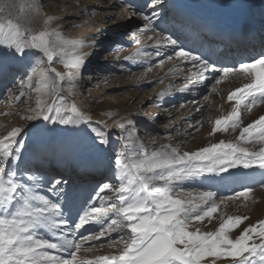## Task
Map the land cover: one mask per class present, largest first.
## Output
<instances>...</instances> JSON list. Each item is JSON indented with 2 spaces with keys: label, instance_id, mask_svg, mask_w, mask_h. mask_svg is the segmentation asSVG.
I'll return each mask as SVG.
<instances>
[{
  "label": "snow or ice",
  "instance_id": "snow-or-ice-1",
  "mask_svg": "<svg viewBox=\"0 0 264 264\" xmlns=\"http://www.w3.org/2000/svg\"><path fill=\"white\" fill-rule=\"evenodd\" d=\"M162 3L163 0H147L145 4L152 9L150 15L142 14V19L151 26L150 31L155 32L154 22L162 19L156 10ZM15 7L5 4L0 8V12H8L6 21L0 23V74H7L13 63L26 69L25 79L19 85L20 96L16 99L19 101L27 89L35 94V108L21 119H42L65 126L89 124L91 117L68 99L77 94L79 70L85 63L80 52L84 43L65 39L56 25L57 18L42 13L39 3L21 5L24 14L16 22L11 18ZM34 21L41 28L25 26ZM163 32L159 33L156 54L160 55L161 48L170 46L178 60L190 63L197 70L191 73L196 78L190 79V84H202L207 73H220L216 84L233 75L248 81L228 95V101H235V106L227 116L215 121L211 134L226 132L229 127L235 129L241 122L242 112L250 113L254 107L264 104V53L232 66L216 67L208 57L194 55ZM172 58L168 56L169 60ZM54 61L67 71H57ZM188 86L186 83L180 91H187ZM63 92L67 97L61 95ZM164 95L160 93L161 98ZM112 126L127 133L112 161L116 183L99 185L95 193L101 200L100 206L81 210L74 219L71 196L64 194L60 180L45 183L42 176L28 169L21 170L22 129L14 127L0 138V264H203L204 261L215 264L217 260H224L226 264H264V219L245 226L234 238L229 234L249 217L228 215L224 218L222 214L215 231L202 232L200 228L190 231L193 223L213 218L225 201L218 204L214 191L193 193L183 189L187 182L214 178L229 169L257 167L262 173L259 183L264 187V147L254 152L237 143L221 141L195 152L181 153L171 145L149 151L134 129L118 121ZM92 133L99 146H109V136L103 128H92ZM256 138L264 141V116L244 127L239 137L246 143ZM45 188L57 199L42 194ZM253 190L250 187L227 199H247ZM93 223L106 224V228L96 236L77 237L81 229ZM112 233L119 234V240L113 239V243L124 245L116 249V254L93 260L79 257L81 252L93 250L91 246L85 247L87 242ZM65 252L67 258L61 255Z\"/></svg>",
  "mask_w": 264,
  "mask_h": 264
},
{
  "label": "bare ground",
  "instance_id": "bare-ground-1",
  "mask_svg": "<svg viewBox=\"0 0 264 264\" xmlns=\"http://www.w3.org/2000/svg\"><path fill=\"white\" fill-rule=\"evenodd\" d=\"M146 2L147 0H96L94 2L95 7L99 10L105 8L112 9V14L115 11H119L117 13L119 19L116 20V24L120 25V29H118L116 34H113L112 31L106 35L101 40L100 47L94 50V52L91 49L93 48L91 47L93 41L90 38L84 39V41L82 38L75 37L67 39L77 43L83 42L85 45L80 50L85 61L81 71H91L90 67L94 66L98 68L95 72L96 77L85 76L83 78L88 79L86 85L90 88V90H85L83 93L90 94L91 100L100 99L102 96L106 100V109H99L98 116L93 119L91 118L89 124L65 126L42 122L44 127L40 134L32 135L31 139L24 138V133L20 137L21 141H26L30 148L29 150L32 152L29 156L22 153L24 160L20 165L21 170L28 169L32 174L42 176L45 183L60 180L64 194L71 196L70 206L73 219L81 210L100 206L101 200L95 193L99 185L107 182L116 183L113 179L112 161L121 150L124 142L122 137H126V135H118L120 139L116 143L114 135L115 133L119 134V129L109 126L105 127V122L106 120L115 118V121L125 123L129 127L127 121L130 120V115H132L133 111L132 109H127V107H129L132 101L137 99L134 104L135 115L133 116L138 118V123L141 122V119L147 118L148 124L153 126L154 120L159 121L164 117H175L172 120L175 126L172 129L169 127L163 128L162 134L169 135L175 131L176 141L184 143L183 141L191 137L196 129L200 127L199 122L195 121V119L199 117V113L205 105L203 99H198L203 93V91H199L203 85L196 84L194 86L197 88L198 93L196 91L189 93L188 90L184 92L180 91L186 83L189 84V88L191 85L189 80L196 78L191 73H196L197 70L186 61H180L175 58L174 65L181 70L171 73L175 79L172 83L169 82L165 90L162 91L165 95L160 107H148V110L146 108L148 104L155 105L158 99H161V92L156 93L150 99H145L143 96H137L138 93L136 91L138 89H135L132 90L128 98L120 99L115 95H110L112 88L110 89L105 86L108 80L106 76L110 74L106 73V69L111 67L108 65L109 56L101 55L110 52L119 43H125L126 39H128L126 42L130 41V43L137 45L138 31L134 30L137 26L132 22L138 21L137 18L139 16L136 15L137 13L151 14L152 9L145 7ZM144 9L146 11L143 13ZM156 10H161L162 12V19L159 20L157 27L159 31L149 36L152 39L148 37L149 43L142 44L139 42V46L155 43L156 40L160 39L159 33L164 30V35H171L174 39H177L178 43L185 50L191 51L194 55L208 57L214 61L216 67L232 66L233 63L238 64L240 61H246L247 58L264 53V0H224L223 2H220V0L219 2L215 0H163V3L158 5ZM81 12L85 16L87 11L82 8ZM132 12L136 14L131 15ZM23 14L22 12V16ZM108 15L109 13H106L104 17ZM128 16H131V18H126ZM12 19L14 22L17 21L14 18ZM142 20L141 15L140 21ZM5 21L6 17L2 16L0 12V23H4ZM25 26L31 27V25ZM130 37L134 39L129 40ZM199 39L201 43H199ZM164 52L173 53L174 50L170 46H166V48L164 47ZM168 71L169 69L165 73ZM25 72L26 69L22 65L13 63L10 65L7 74H0V97L7 91L9 92L10 87L14 86L13 92L6 96L7 104L11 102L15 106L23 100L24 96L20 97L19 101H17L16 97L20 96L21 89L19 85L25 79ZM212 74H205L207 79L204 82L215 78ZM16 78L19 80L17 81ZM229 78L233 80L243 78V76L238 77L233 75L229 76ZM130 84L132 87H135L137 82L134 81ZM203 89H206V87ZM16 90L18 91L16 92ZM24 91L27 94V99L30 96L32 98H29V100L35 99V94L29 93L27 89H24ZM61 94L67 97V95ZM68 99L72 101L70 97ZM176 101L179 103V106H176ZM114 103L117 105L113 106ZM196 104H199V106L195 107ZM8 108L0 111V118L2 117L0 119V138L6 135L12 128L21 127L22 129L31 122L24 119H22L24 123L20 122L21 117L31 114V109ZM80 110L88 115L91 113L89 109ZM109 113H111V118L109 117ZM92 128H103L109 136L110 144L108 147L102 148L96 143ZM181 128L183 130L179 132L178 130ZM135 129L138 130V127ZM201 139L203 140V138L198 139L199 142L195 151L220 142L218 138L214 137L208 138L209 143H204ZM139 141L144 144L141 139ZM157 144L150 141L144 145L148 150H154ZM239 169L229 170L214 178L204 177L183 185L184 190L193 193L214 191L216 192L215 199L218 204L221 200L225 201V204L221 205L218 212L213 215V218H206L203 223H193L189 229L190 231H194L196 228H200L202 232L215 231L219 227L222 214L224 218L228 215L247 216L249 217L248 225L264 219V187L259 183L262 179L261 170L258 167L247 170L243 168ZM250 187L254 190L249 193L247 199L244 197L235 200L227 199L228 197L236 196L238 192L246 191ZM42 194H46L53 200L57 199V196L48 192L46 188L42 191ZM105 194L110 195V193ZM105 228L106 224H89L77 233V237L79 238L93 230H98L99 234ZM243 228L244 226L240 225L229 235L234 238ZM41 234L43 235V233ZM112 239L119 240V234L112 233L107 236V239L103 236L101 237L102 241L96 239L91 240V242L89 241L93 244L89 245L93 250L88 253L81 252L79 257L83 260H93L99 256L116 254V249H122L124 245L112 244L110 242L105 243L106 240ZM109 244H112V246H107ZM89 246L86 245L85 247ZM108 249H115V251L110 252ZM61 255L67 258L66 252L61 253ZM215 264H226V262L224 260H217Z\"/></svg>",
  "mask_w": 264,
  "mask_h": 264
},
{
  "label": "rangeland",
  "instance_id": "rangeland-1",
  "mask_svg": "<svg viewBox=\"0 0 264 264\" xmlns=\"http://www.w3.org/2000/svg\"><path fill=\"white\" fill-rule=\"evenodd\" d=\"M215 1L219 2V0H215ZM223 1L224 0L222 1L220 0V2ZM32 2H37L41 5L42 13L53 15L57 18L56 25L59 26L60 31L62 32L63 37L65 39L75 37V38H82L84 41V39L90 38V40L93 41L91 46L93 47L91 48L92 52H94V50L100 47V44L102 42L101 40L106 35H108L112 31L113 34H116L118 32V29H120V25L118 26L116 24V20L119 19V16L117 15L119 11H115L114 14H112L111 13L112 9L109 10L105 8L99 10L98 8L95 7L94 2H96V0H0V8H2L5 4H14L16 7L13 8L12 10L14 12V13L12 12V18L17 20L19 17L22 16L20 6L24 5L26 7L28 4ZM82 8H84V10L87 11L85 16H83V12H81ZM145 11L146 9L143 10V13ZM159 12L161 13L162 16L161 10ZM106 13H109V15L107 17H104ZM1 14L6 18L8 17L7 11L1 12ZM136 15L139 16L137 18L138 21H134L132 23H134L137 26V28H134V30L136 29L135 31H138L137 34L138 43L140 42L142 44L143 43L147 44L150 42L148 40V37L153 33H158L159 30L157 29V27L159 25L158 23L160 19L154 22L156 25V31L153 32L148 30L151 26L147 25L146 21L144 20L140 21V16L142 14L137 13ZM30 25L32 28L35 29L41 28V24L38 21H34ZM132 38L133 37H130L129 40H131ZM127 40L128 39L125 40V43H119L110 52H106L101 55V56L103 55L109 56L108 65L111 67L109 69L108 68L106 69V73H110V74L106 76L108 80L106 81L105 86L109 87L110 89L112 88V92L110 95H115L120 99L128 98L129 95L132 93V90L135 89L136 90L138 89L136 91L138 93L137 96L140 95L145 97V99H150L154 97L156 93H160L163 90H165L169 82L172 83V81H174L175 78L171 73L178 72V71H173V69L177 68V66L174 65V60L176 61L177 58L174 57L173 53L164 52V47L160 49L161 54L157 55L156 44L158 40H156L155 43L146 46L144 45L139 46L138 43L137 45H134L130 43V41L126 42ZM199 43H201L200 39H199ZM169 55L173 56L171 60L168 59ZM128 57H132V59H128ZM255 57L257 56L255 55L251 58H247L246 60H252ZM44 66L46 67V64ZM53 66L57 69V71L61 73L67 71V69H65L63 65L58 62L54 61ZM90 69L91 71L90 70L81 71L82 69L79 70L80 79L77 82L78 83L77 94L70 98L72 102H74L79 109H89L91 111L89 116L93 119L96 116H98L99 109H106L105 108L106 100H104L102 96L100 99L91 100L90 94L83 93V91L85 90H90V88L86 85L88 79L86 80L83 78L85 76L96 77L95 72L96 69L98 68L94 66V67H90ZM168 69L169 71L165 73V71H167ZM212 76L215 78L210 80L208 79L209 81H205L204 83H202L201 86L203 85V87L199 90V91H203V93L198 99H203V102L205 104L202 107L201 112L199 113V117L195 119V121L199 122L200 127L198 126L199 128L196 129V131L191 135V137L185 139V141H183L184 143H182V141H176L175 131L171 132L169 134L170 136L168 134L167 135L162 134L163 128L169 127L172 129V127L175 126L174 123H172V120H174L175 117H167V118L164 117L159 121L154 120L155 123L153 126H150L147 121L148 119L144 117L143 118L145 120L141 119V122L138 123L137 122L138 118H136V116H133L135 115L134 104L137 101V99H135V101H132L129 107H127V109H132L133 111V112L131 111L132 115H130V120L127 121V124H129V128L134 129L137 138L138 139L140 138L141 141L144 142V144L145 143L147 144L150 141L154 142L155 144L158 143L156 149H159L161 148V146L167 144L178 148L181 153L187 150H191L187 152H194L196 147L198 146L199 138H203V140L201 139V141H204V143H209L208 138L214 137V138H218L220 142L223 141L225 143H237L241 147H244L249 151L258 152L262 147H264V141H260L258 138H256L253 139V142L246 143L240 140L239 137L244 127L253 123L260 116H264V104L254 107L250 113L242 112L241 122L239 123V126L236 127L235 129L229 127L226 132H216L215 134H211L212 129L215 125V121L217 119L227 116L235 106V101L232 102L228 101L227 99L228 95L236 88L242 87L243 85L241 84L248 82L246 79H244V77L233 80H230V78L228 77L220 84H216L215 79L219 78L220 74L216 75V73H213ZM134 81H136L137 84L135 87H132L130 83ZM175 82H179V81H175ZM195 85L193 84L190 85V87L188 88L189 93H192L194 91L198 93L197 88L194 87ZM205 87L206 89H203ZM13 89L14 86H12V88L10 87L9 92L7 91L0 97V111L3 109H7L8 107H9L8 109L35 108V99L32 100L31 99L29 100V98L27 99L26 93L24 95L23 100L20 101L18 104L14 106L12 105L11 102H9L8 105L6 101V96H8V94L10 95L13 92L12 91ZM17 91L18 90H16V92ZM63 94L67 95L66 92H63ZM163 99L164 97L158 99V102L155 105L148 104L146 107L147 110L148 107L151 108L156 106L160 107V105H162L163 103L162 101ZM49 103H51V99H49ZM175 103L176 106H179V103L177 101ZM115 105L117 104L114 103L113 106ZM198 106L199 104H196L195 107ZM0 119H2V117ZM113 119L106 120L105 122L111 128H115L112 126L113 123L116 122L115 118ZM20 122L24 123L22 119L20 120ZM42 122L45 121H43L42 119L33 120L27 126L22 128V134L24 133V138L31 139L32 135L40 134L44 127ZM136 127H138V130L135 129ZM182 130L183 128H181L178 131L180 132ZM118 135L119 136L127 135V133L126 132L121 133L120 130H119V134L115 133L114 141L116 143L117 140L120 139ZM21 142L24 144L22 153L25 154L26 156H29L32 152L29 150L30 148L28 147V144L26 143V141H21ZM235 169H239V168H235ZM229 170L231 171L234 169H229ZM248 224H249V220H245L244 223L241 224V226L245 227ZM96 235H99L98 230L87 232L83 236H96ZM107 236L109 235L107 234L104 235L106 239ZM99 240H101V238ZM90 242H87L85 246L93 245ZM108 242L113 244V239L105 241V243ZM112 244H109L107 246H112ZM108 251L114 252L115 249H108ZM203 264H209V262L204 261Z\"/></svg>",
  "mask_w": 264,
  "mask_h": 264
}]
</instances>
